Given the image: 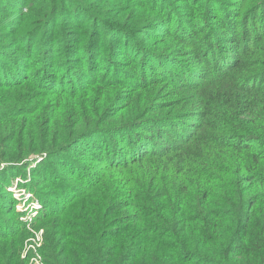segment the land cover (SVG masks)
Returning a JSON list of instances; mask_svg holds the SVG:
<instances>
[{
	"label": "trees",
	"instance_id": "1",
	"mask_svg": "<svg viewBox=\"0 0 264 264\" xmlns=\"http://www.w3.org/2000/svg\"><path fill=\"white\" fill-rule=\"evenodd\" d=\"M26 169L49 264H264V0H0V174ZM14 208L0 180V247Z\"/></svg>",
	"mask_w": 264,
	"mask_h": 264
},
{
	"label": "rangeland",
	"instance_id": "2",
	"mask_svg": "<svg viewBox=\"0 0 264 264\" xmlns=\"http://www.w3.org/2000/svg\"><path fill=\"white\" fill-rule=\"evenodd\" d=\"M21 170H23V168H21ZM24 171L26 172V177H24V173L15 176L16 173L9 171L0 174V180L6 181L12 192V196L15 200L14 211L16 212L12 215H8L4 212L1 214L7 219V229L3 230V232H6L8 229H14L16 232H24L22 236L17 237L14 241L11 239L8 240L5 245L0 247V250L2 248L11 247L14 249L15 253V255L8 258L5 263V260L3 262L0 261V264H49L44 260L42 255V252L46 251L43 240L44 229L40 227V221L38 220L40 216H43L46 212H44L42 201L26 184L30 183L32 180L29 169ZM24 188L27 190L25 191ZM28 192L31 193V195L29 194V196H26ZM6 238H10V236H6ZM107 251H111V249L107 248ZM111 259L112 256L108 252L102 257V264H109L108 261ZM140 260L125 257L120 261L117 260V264H152L150 260Z\"/></svg>",
	"mask_w": 264,
	"mask_h": 264
},
{
	"label": "built area",
	"instance_id": "3",
	"mask_svg": "<svg viewBox=\"0 0 264 264\" xmlns=\"http://www.w3.org/2000/svg\"><path fill=\"white\" fill-rule=\"evenodd\" d=\"M24 189H25V188H24ZM22 190H23V189H22ZM26 190H27V189H25V191H26ZM23 192H24V191H23ZM26 194H27L26 196H29V194L31 195V193H29V192H28V193H26Z\"/></svg>",
	"mask_w": 264,
	"mask_h": 264
}]
</instances>
